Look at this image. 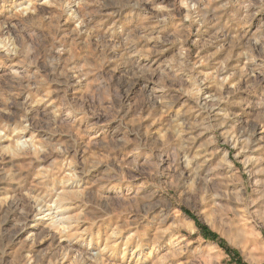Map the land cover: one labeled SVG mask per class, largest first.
<instances>
[{"label": "clouds", "instance_id": "obj_1", "mask_svg": "<svg viewBox=\"0 0 264 264\" xmlns=\"http://www.w3.org/2000/svg\"><path fill=\"white\" fill-rule=\"evenodd\" d=\"M0 264H264V0H0Z\"/></svg>", "mask_w": 264, "mask_h": 264}]
</instances>
